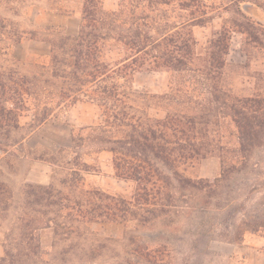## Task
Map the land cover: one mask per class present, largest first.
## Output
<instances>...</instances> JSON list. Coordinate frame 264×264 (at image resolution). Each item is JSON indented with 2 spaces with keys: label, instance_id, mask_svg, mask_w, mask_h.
I'll use <instances>...</instances> for the list:
<instances>
[{
  "label": "trees",
  "instance_id": "trees-1",
  "mask_svg": "<svg viewBox=\"0 0 264 264\" xmlns=\"http://www.w3.org/2000/svg\"><path fill=\"white\" fill-rule=\"evenodd\" d=\"M103 1L83 0L75 35L54 32L49 65L33 66L30 74L10 57L25 32L0 17V162L20 153L27 138L56 110L90 103L98 107L101 124L86 138L96 152L112 155L114 175L133 185L132 197L125 200L85 189L87 166L77 153L56 164L54 157L70 146L58 149L45 161L58 166L62 178L47 186L22 185V199L13 207L15 220L0 244V264H74L78 242L95 238L87 225L132 220L144 225L177 214L179 201L203 212L222 211L229 221L239 217L237 224L225 226L235 242L246 233L264 231V182L256 180L262 173L259 159L252 160L264 148V96L239 98L225 88L221 70L230 31L214 34L198 53L191 27L207 20L203 2L188 13V5L178 4L177 20L171 23L161 7L174 0H115L108 11ZM246 25L257 42L256 28ZM143 71L169 74L166 92L133 89L134 75ZM23 116H30L26 130L19 124ZM221 119H229L236 129L232 149L213 138ZM77 140L76 148L84 138ZM214 155L220 161L218 177L191 180L182 175L187 167ZM11 198L0 183L2 223ZM134 208L142 212L138 218ZM45 230L52 234L50 253L42 250L37 235ZM94 252L95 247L85 261H94Z\"/></svg>",
  "mask_w": 264,
  "mask_h": 264
},
{
  "label": "rangeland",
  "instance_id": "rangeland-1",
  "mask_svg": "<svg viewBox=\"0 0 264 264\" xmlns=\"http://www.w3.org/2000/svg\"><path fill=\"white\" fill-rule=\"evenodd\" d=\"M199 1L205 5L207 20L203 26L191 27L197 44L196 51L203 53L214 34L223 29L230 31V45L221 70L225 88L231 95L239 98L264 96V0H174L161 9L173 23L180 11L178 4L188 5L184 7L188 13L198 6ZM82 2L83 0H50L20 4L14 0H0V17L9 21L12 27L25 32L20 43L10 50V57L18 61L22 72L30 74L34 70L33 66L49 65V40L54 32L75 35L80 23ZM114 2L115 0H104V10H112ZM246 24L256 28L257 42H253L247 34ZM169 78V74L165 72L143 71L134 75L132 86L136 90H147L150 94L160 95L166 92ZM29 123L30 116L19 119L24 130ZM100 124V112L96 105L76 103L67 109L56 110L45 125L27 138L19 148L20 153H11L2 158L0 183L8 188L12 198L8 201L11 208L6 220L3 223L0 220V244L4 236L9 234L8 229L15 220L13 207L15 202L22 199L20 188L23 184H28L24 178L31 166L41 162L47 164V185L53 181L57 183L62 178L61 169L45 161L60 148L70 146L69 151L54 157L56 164H60L63 159L74 158L77 153L81 158L80 162L87 166L88 171L83 173L85 189H96L109 196L131 199L133 185L115 177L111 166L112 155L104 151L96 152V145H92L86 138L93 130L98 132ZM78 136L84 140L79 141L80 146L76 148L73 145L77 144ZM236 136V129L229 119H221L213 134L215 140L229 149L236 147ZM39 158L43 160H38ZM256 159H259L262 172L256 180L264 182V148L252 160ZM220 168V161L214 155L187 167L181 173L191 180L213 179L218 177ZM260 196L256 195L254 201ZM177 206V214L170 213L144 225L137 220L126 224L87 225L95 238L87 236L86 240L78 242L79 247L74 251V264H264L263 230L254 234L246 233L241 241L235 242L225 226L231 222L237 224L239 217L229 221L222 211L212 209L203 212L180 201ZM134 211L137 212L136 218L138 214H142L135 208ZM37 235L42 250L50 253L51 231L45 230ZM106 238L117 242H105ZM100 245L103 247L98 248ZM138 246L147 251H137ZM93 247L95 260L88 263L85 261V254L92 251Z\"/></svg>",
  "mask_w": 264,
  "mask_h": 264
},
{
  "label": "crops",
  "instance_id": "crops-1",
  "mask_svg": "<svg viewBox=\"0 0 264 264\" xmlns=\"http://www.w3.org/2000/svg\"><path fill=\"white\" fill-rule=\"evenodd\" d=\"M24 181L31 185L46 186L49 183L47 164L43 162L39 164L34 163L27 172Z\"/></svg>",
  "mask_w": 264,
  "mask_h": 264
}]
</instances>
